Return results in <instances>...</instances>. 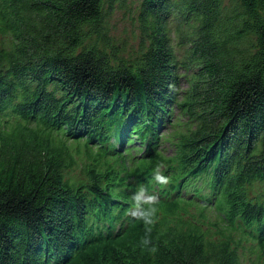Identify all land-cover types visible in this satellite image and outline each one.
<instances>
[{"label":"trees","instance_id":"16d2710c","mask_svg":"<svg viewBox=\"0 0 264 264\" xmlns=\"http://www.w3.org/2000/svg\"><path fill=\"white\" fill-rule=\"evenodd\" d=\"M0 264H264V0H0Z\"/></svg>","mask_w":264,"mask_h":264},{"label":"rangeland","instance_id":"374dc122","mask_svg":"<svg viewBox=\"0 0 264 264\" xmlns=\"http://www.w3.org/2000/svg\"><path fill=\"white\" fill-rule=\"evenodd\" d=\"M132 13L133 11L131 12L129 9L120 8L115 11L110 22L111 34L114 35L116 41H122L127 48L123 51L126 56L130 55L132 50L137 49L139 44V30ZM78 172L79 169H75L73 174Z\"/></svg>","mask_w":264,"mask_h":264},{"label":"clouds","instance_id":"9594fccd","mask_svg":"<svg viewBox=\"0 0 264 264\" xmlns=\"http://www.w3.org/2000/svg\"><path fill=\"white\" fill-rule=\"evenodd\" d=\"M158 178L160 179V180H162V181H166V177H163V176H160L159 174H158Z\"/></svg>","mask_w":264,"mask_h":264}]
</instances>
